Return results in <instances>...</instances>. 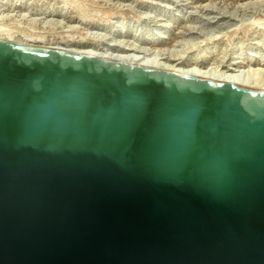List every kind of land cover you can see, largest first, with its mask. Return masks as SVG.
Here are the masks:
<instances>
[{
    "label": "water",
    "instance_id": "95a60500",
    "mask_svg": "<svg viewBox=\"0 0 264 264\" xmlns=\"http://www.w3.org/2000/svg\"><path fill=\"white\" fill-rule=\"evenodd\" d=\"M0 264H264V90L0 40Z\"/></svg>",
    "mask_w": 264,
    "mask_h": 264
},
{
    "label": "rangeland",
    "instance_id": "374dc122",
    "mask_svg": "<svg viewBox=\"0 0 264 264\" xmlns=\"http://www.w3.org/2000/svg\"><path fill=\"white\" fill-rule=\"evenodd\" d=\"M37 9L46 14L35 15ZM53 10L76 22L66 26L65 21L59 22L62 16L49 15ZM229 11L237 15L230 16ZM0 26L51 39L74 36L81 42H106L110 47L132 44L137 50L155 51L159 58L177 61L200 55L198 63L237 67L245 75H252V71L247 73L249 64L264 56V0H0ZM152 38L168 43L153 47Z\"/></svg>",
    "mask_w": 264,
    "mask_h": 264
},
{
    "label": "bare ground",
    "instance_id": "6f19581e",
    "mask_svg": "<svg viewBox=\"0 0 264 264\" xmlns=\"http://www.w3.org/2000/svg\"><path fill=\"white\" fill-rule=\"evenodd\" d=\"M233 11H234V9H233ZM245 11H244L243 14H245ZM221 12H222V10H221ZM221 12H220V14H221ZM224 12L227 13L228 11L225 10ZM33 13L35 15L46 14L43 11L42 12L38 11V9L35 10V12L33 11ZM215 13H217V12H215ZM229 13H230L229 14L230 16L231 15H234V16L237 15L236 14L237 12L229 11ZM220 14L218 13V15H220ZM49 15L50 16L51 15H53V16H62L61 17L62 20L60 19L59 22H64L65 21L66 24H67L66 26H68V27L71 26V25H68L69 23L76 22V18L74 19V18H72V16H63L62 14H60V12L55 11V10L49 12ZM45 16H47V15H45ZM250 21H252V20H250ZM57 22H58V20H57ZM252 22H254V21H252ZM250 26L253 27V29L256 28V25H255V27H254V25L252 26V24ZM263 29H264V27H263ZM63 37H61V39H54V38L51 39V38H46L45 36L40 35V34L39 35L33 34V33L32 34H27V33L26 34H23V33L21 34V33H16L14 31V29H13V31H10V30L8 31V29L6 30L5 28L0 26V40H9V41H15V42L31 44V45L48 46V47H51V48H54V49H56V48L71 49V50L80 51V52L93 54V55H97V56L112 58V59L117 60V61H125V62L130 63V64H141V65H144V66H147V67H156V68H161V69L169 70V71H179V72H184V73H188V74L203 76V77H207V78L213 79V80H215L217 82H237V83H241V84H245V85H254V86H258L262 90H264V74H263L264 73L263 72V70H264L263 67L264 66L262 68L258 67L260 65H264V62H263L264 61V58H263L264 56L263 55H262L263 56L262 59L258 60L257 62L254 61V63H252V64L251 63L249 64V62H248L250 67L248 68L247 73L252 71L253 74L252 75L251 74H249V75L246 74L245 75V74H243L241 72L242 70H240V72H238L237 67H236V69H234V68L232 69V68H229L228 65L224 66L223 64H222L223 66H221V67L218 66L220 64L215 65L213 67L211 65L209 66L210 63L208 64L207 62H206L207 64L204 63V62L198 63L200 55H199L198 58L194 57V58H190L189 60H187L185 58V59H183L181 61H177L175 59V57L171 58V57H167L166 56L164 58H162V57L159 58L158 54L155 53V51L147 53L146 52L147 50L146 51L145 50L142 51L141 48H139L141 50H137L138 47L136 49V47H133L132 44L126 45L127 47H110V46L107 45L106 42H102V40H101L102 43L95 44V43H91V42H81V41L75 40L74 36H72L73 37L72 39L70 38L71 36L69 37L70 39L69 38L65 39ZM161 37L165 38L166 36L162 35ZM162 38L161 39H155V40L152 38L151 40H149L150 41L149 43H152L151 46H153V47L162 46L163 44H166V42H167L165 40L163 41ZM213 43H214V40H213ZM159 48H157V49H159ZM162 53H164V50H163V52H161V54ZM260 57H258V58H260ZM234 59H236V58H234ZM240 62H241L240 60L239 61L235 60L234 63H240Z\"/></svg>",
    "mask_w": 264,
    "mask_h": 264
}]
</instances>
